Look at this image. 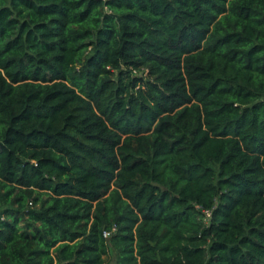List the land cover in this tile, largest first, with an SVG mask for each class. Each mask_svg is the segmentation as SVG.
I'll list each match as a JSON object with an SVG mask.
<instances>
[{
  "label": "trees",
  "instance_id": "16d2710c",
  "mask_svg": "<svg viewBox=\"0 0 264 264\" xmlns=\"http://www.w3.org/2000/svg\"><path fill=\"white\" fill-rule=\"evenodd\" d=\"M107 255L264 264V0H0V264Z\"/></svg>",
  "mask_w": 264,
  "mask_h": 264
},
{
  "label": "rangeland",
  "instance_id": "374dc122",
  "mask_svg": "<svg viewBox=\"0 0 264 264\" xmlns=\"http://www.w3.org/2000/svg\"><path fill=\"white\" fill-rule=\"evenodd\" d=\"M114 260H115L114 256L112 257L110 255H107L105 257V261L108 262L109 264L112 263V262H114Z\"/></svg>",
  "mask_w": 264,
  "mask_h": 264
},
{
  "label": "built area",
  "instance_id": "2783aa9c",
  "mask_svg": "<svg viewBox=\"0 0 264 264\" xmlns=\"http://www.w3.org/2000/svg\"><path fill=\"white\" fill-rule=\"evenodd\" d=\"M110 234V232H105L104 235L105 236H108Z\"/></svg>",
  "mask_w": 264,
  "mask_h": 264
}]
</instances>
